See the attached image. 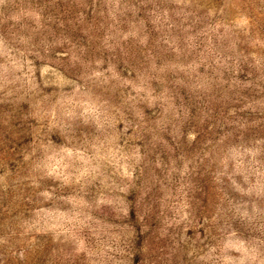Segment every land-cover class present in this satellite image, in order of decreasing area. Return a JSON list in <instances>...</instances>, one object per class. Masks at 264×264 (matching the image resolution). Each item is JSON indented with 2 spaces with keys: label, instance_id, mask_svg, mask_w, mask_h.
Masks as SVG:
<instances>
[{
  "label": "rangeland",
  "instance_id": "1",
  "mask_svg": "<svg viewBox=\"0 0 264 264\" xmlns=\"http://www.w3.org/2000/svg\"><path fill=\"white\" fill-rule=\"evenodd\" d=\"M0 264H264V0H0Z\"/></svg>",
  "mask_w": 264,
  "mask_h": 264
}]
</instances>
